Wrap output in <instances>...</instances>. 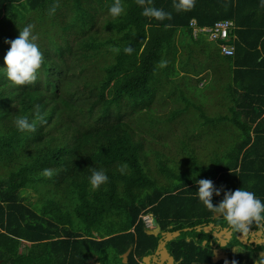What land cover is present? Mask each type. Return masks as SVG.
Instances as JSON below:
<instances>
[{
    "label": "trees",
    "instance_id": "16d2710c",
    "mask_svg": "<svg viewBox=\"0 0 264 264\" xmlns=\"http://www.w3.org/2000/svg\"><path fill=\"white\" fill-rule=\"evenodd\" d=\"M113 2L0 0V67L6 41L28 24L42 54L29 84L13 85L0 73V264H143L161 232L184 228L189 230L165 242L175 264H221L201 245V228L228 224L198 201L196 181L210 179L221 188L214 205L223 191L239 188L264 202V0H193L186 11L174 8L176 0H121L119 18L108 14ZM146 6L170 18L145 17ZM192 19L199 27L232 21L225 42L233 53L222 55L218 43L193 37ZM126 46L131 54L123 52ZM211 67L226 76L228 109L236 114L219 120L238 130V141L196 166L197 175L168 174L160 153L147 164L142 140L150 137L137 123L139 112L151 115L154 94L163 95L159 104L170 106L162 114L154 110L152 119L169 133L166 123L188 111L189 71L200 76ZM18 116L35 121V130L18 131ZM93 169L108 176L95 189L89 183ZM26 190L34 202L23 196ZM145 214L154 231L145 228ZM237 234L221 247L230 264L264 258L256 254L261 245L251 249Z\"/></svg>",
    "mask_w": 264,
    "mask_h": 264
},
{
    "label": "rangeland",
    "instance_id": "374dc122",
    "mask_svg": "<svg viewBox=\"0 0 264 264\" xmlns=\"http://www.w3.org/2000/svg\"><path fill=\"white\" fill-rule=\"evenodd\" d=\"M204 39L207 42H211L208 41L205 36ZM221 69L225 72V68ZM189 72L190 74L187 75V80H189L190 83L187 86V90L189 91L187 92L188 97L186 99L187 103H189V107L186 112V117L181 114L180 117L173 120L175 123H166V128L169 133L164 128L160 127L157 120L154 118L152 119V117H155L158 111L159 114L164 113V110L170 106V103L165 102V107L161 106L159 104L160 99L164 98V96H159L160 93L157 92L154 94V98L151 102V105L157 108L151 110V115H148L145 111L139 112L141 115L137 122L140 128L145 127V131L149 133V135L146 133L145 137H150V140H142L143 145H148L146 154L149 156V159L147 164L154 163L153 160H156L155 153H160L163 165H168L161 168H164L165 171L171 175H173V173L186 175L189 174V172L192 173V175H197L198 170L196 166H201L203 163L207 165V162L213 158L216 153L221 154L223 151H227L231 147L233 148L235 141H238V130L232 127L230 123H222V121L219 120V117L226 113L229 114L230 117H235L236 114L228 109L229 102L227 101V93L225 90L227 84L225 81L226 76L212 67L202 72L200 76H193L192 70ZM193 77L198 78L194 80ZM180 87L181 86H179V88ZM161 92L163 94V91ZM165 101H168V99H165ZM154 110L155 114L153 113ZM239 120L244 122L241 115H239ZM171 131L173 133H171ZM157 133L162 134V136H159L161 138L157 137ZM164 138L166 139L165 141ZM178 138L180 140H178ZM193 163L195 166H193ZM154 173L155 172H153V177H155ZM163 183H165L164 180H157V185ZM21 192L24 193L23 196L30 202L35 201L36 196L33 191L26 190L25 192ZM220 235L221 233L217 234V236ZM251 235L253 236L254 233L250 232V236ZM241 239L244 240L242 234ZM256 254L261 256L264 254V251L263 254H261L260 251L257 250ZM155 257L154 258L159 264H170L167 261L168 257L165 256L164 253H159Z\"/></svg>",
    "mask_w": 264,
    "mask_h": 264
},
{
    "label": "clouds",
    "instance_id": "9594fccd",
    "mask_svg": "<svg viewBox=\"0 0 264 264\" xmlns=\"http://www.w3.org/2000/svg\"><path fill=\"white\" fill-rule=\"evenodd\" d=\"M137 3L144 5L146 0H137ZM192 3L193 0H176L174 8L178 11H186L192 7ZM123 13L124 6L121 0H114L108 9V14L113 18H119ZM142 15L156 20L170 18L169 13L151 6L144 7ZM35 40L36 36L32 33V25L28 24L19 29L17 38L6 41L10 47L4 56V66L0 67V73L4 74L13 85L22 86L36 79L37 71L42 62V54ZM115 51H119V49H115ZM132 51L131 46L123 48V52L126 54H131ZM15 125L17 130L21 132H32L36 127L35 121H29L26 116H18ZM126 168V164L119 166L121 171ZM107 180L108 176L103 169H93L89 177V183L93 189L106 183ZM196 184L198 201L213 215L223 216L232 231L246 235L250 225L264 223V202L257 198L253 192L243 188L225 190L223 191V198L214 205L212 198L214 195L217 197L221 195V188L215 187L210 179H200L196 181ZM152 223L153 227L150 230L153 231L155 229L153 220ZM255 264H264V258L257 260Z\"/></svg>",
    "mask_w": 264,
    "mask_h": 264
},
{
    "label": "flooded vegetation",
    "instance_id": "af4514ba",
    "mask_svg": "<svg viewBox=\"0 0 264 264\" xmlns=\"http://www.w3.org/2000/svg\"><path fill=\"white\" fill-rule=\"evenodd\" d=\"M240 157H241V154H240ZM239 165H240V161L238 162V165L235 168L236 174L239 172V169H240ZM212 218L216 219L218 221H225L224 217L219 216V215H213ZM257 227H258V229L253 230L249 226V232L246 235H243L244 240L242 239L243 242H240V243L243 245H246V246H250L251 249L256 248L258 245H261L264 248V223L257 225ZM199 228L200 227H195L196 230ZM223 228H226L228 230V232H230V237H225V235L222 231ZM201 229L203 230V233L205 235V238L202 239V241H201V245L204 247L206 246L207 248H209L212 251V262L222 261L221 264H225L224 260L222 259V257L225 256L228 264H230L228 261V258H227V254L224 251H222V249H221V247H224L231 240V238L233 236L234 231H232L230 229V226L229 225L222 226L219 223L210 222L207 225L202 226ZM250 232L254 233V235L250 236ZM218 233H221V235L217 236ZM262 235H263V237H262ZM160 237H162V236H160ZM221 238L226 241V244L224 246L220 247L219 244L221 243ZM257 241H259L260 243H257ZM235 247L233 246L230 249L234 250ZM259 251L261 254H263L264 249L262 251L261 250H259ZM160 252L161 251H159V253ZM154 255L155 254L149 255V257H150L149 258V264H159V262L155 259L156 257L154 258ZM213 258H215V261H213ZM172 262H173V264H175L173 259H172Z\"/></svg>",
    "mask_w": 264,
    "mask_h": 264
},
{
    "label": "built area",
    "instance_id": "2783aa9c",
    "mask_svg": "<svg viewBox=\"0 0 264 264\" xmlns=\"http://www.w3.org/2000/svg\"><path fill=\"white\" fill-rule=\"evenodd\" d=\"M189 26L191 27L193 37L202 35L205 36L208 41L218 43L220 54L226 56L233 53L232 45L225 42L229 38V34L234 29L232 21L221 20L215 22L212 26L199 27L197 26L196 21L192 19ZM232 38H235V36ZM141 218L147 231L150 230L153 227L151 217L149 215H143Z\"/></svg>",
    "mask_w": 264,
    "mask_h": 264
},
{
    "label": "water",
    "instance_id": "95a60500",
    "mask_svg": "<svg viewBox=\"0 0 264 264\" xmlns=\"http://www.w3.org/2000/svg\"><path fill=\"white\" fill-rule=\"evenodd\" d=\"M187 230H189V228H184L182 230H177V231H174V232H162V233H160V236H162V237H160V239H159V244L156 247V250H155V253H154L155 254L154 257L159 254V251H161L162 253H164L165 256L168 257V260H167L168 263L173 264L172 258L169 257V255L167 253V250H166V248L164 246L165 245V242L167 240H169V239H172L174 237H177L180 234L181 231H187ZM222 231H223V233H224V235L226 237H230V232H228V230L226 228H223ZM236 238L239 240V242H243L242 239H241V234L240 233L238 235H236ZM257 243H260V242L257 241ZM225 244H226V241L224 239H221V243L219 244L220 247L221 246H224ZM126 255H127V252L122 255V263L125 262ZM149 258H150L149 256H145L142 259V263L143 264H149ZM222 259L224 260V263L225 264H228L227 259H226L225 256H223ZM213 261H215V258H213Z\"/></svg>",
    "mask_w": 264,
    "mask_h": 264
},
{
    "label": "crops",
    "instance_id": "0c3cea01",
    "mask_svg": "<svg viewBox=\"0 0 264 264\" xmlns=\"http://www.w3.org/2000/svg\"><path fill=\"white\" fill-rule=\"evenodd\" d=\"M238 234H239V233H238ZM238 234H237V235H238ZM225 237H226V236H225ZM161 254H162V252H161Z\"/></svg>",
    "mask_w": 264,
    "mask_h": 264
}]
</instances>
